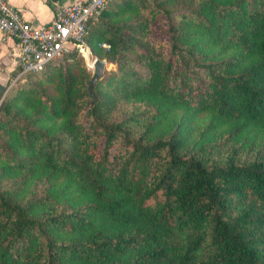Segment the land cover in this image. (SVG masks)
Listing matches in <instances>:
<instances>
[{
	"label": "trees",
	"instance_id": "obj_1",
	"mask_svg": "<svg viewBox=\"0 0 264 264\" xmlns=\"http://www.w3.org/2000/svg\"><path fill=\"white\" fill-rule=\"evenodd\" d=\"M84 41L92 92L75 51L0 90V264H264V0H110Z\"/></svg>",
	"mask_w": 264,
	"mask_h": 264
},
{
	"label": "built area",
	"instance_id": "obj_2",
	"mask_svg": "<svg viewBox=\"0 0 264 264\" xmlns=\"http://www.w3.org/2000/svg\"><path fill=\"white\" fill-rule=\"evenodd\" d=\"M110 0H71L54 8L46 23L26 19L10 0H0V33L15 38L19 45L20 74L42 70L49 62L77 51L92 69L93 61L84 41L88 23L96 21ZM101 46L108 48L106 43ZM88 52L87 61L84 51Z\"/></svg>",
	"mask_w": 264,
	"mask_h": 264
},
{
	"label": "crops",
	"instance_id": "obj_3",
	"mask_svg": "<svg viewBox=\"0 0 264 264\" xmlns=\"http://www.w3.org/2000/svg\"><path fill=\"white\" fill-rule=\"evenodd\" d=\"M10 1L26 19L40 24L52 18L55 7L71 0ZM18 50L19 45L15 38L0 33V90L4 93L21 75Z\"/></svg>",
	"mask_w": 264,
	"mask_h": 264
},
{
	"label": "water",
	"instance_id": "obj_4",
	"mask_svg": "<svg viewBox=\"0 0 264 264\" xmlns=\"http://www.w3.org/2000/svg\"><path fill=\"white\" fill-rule=\"evenodd\" d=\"M105 67H106V62L104 60H100L97 58L94 59L91 69L93 75L88 85L89 92H92L94 82L97 80V78H99L102 75Z\"/></svg>",
	"mask_w": 264,
	"mask_h": 264
},
{
	"label": "rangeland",
	"instance_id": "obj_5",
	"mask_svg": "<svg viewBox=\"0 0 264 264\" xmlns=\"http://www.w3.org/2000/svg\"><path fill=\"white\" fill-rule=\"evenodd\" d=\"M75 52H77V51H75ZM78 53V52H77ZM92 54V53H91ZM92 56H93V54H92ZM95 57V56H94ZM84 59V58H83ZM84 61H85V64H86V60L84 59ZM87 66V65H86ZM107 68H111L112 67V65H110V64H107V66H106Z\"/></svg>",
	"mask_w": 264,
	"mask_h": 264
},
{
	"label": "bare ground",
	"instance_id": "obj_6",
	"mask_svg": "<svg viewBox=\"0 0 264 264\" xmlns=\"http://www.w3.org/2000/svg\"><path fill=\"white\" fill-rule=\"evenodd\" d=\"M87 51V50H86ZM84 53H85V51H84Z\"/></svg>",
	"mask_w": 264,
	"mask_h": 264
}]
</instances>
